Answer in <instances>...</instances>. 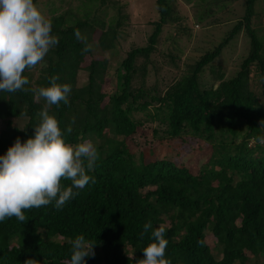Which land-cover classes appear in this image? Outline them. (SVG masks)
Returning a JSON list of instances; mask_svg holds the SVG:
<instances>
[{
  "label": "trees",
  "instance_id": "trees-1",
  "mask_svg": "<svg viewBox=\"0 0 264 264\" xmlns=\"http://www.w3.org/2000/svg\"><path fill=\"white\" fill-rule=\"evenodd\" d=\"M82 1L88 9L80 6L81 15L71 9L54 15L57 8H50L46 17L59 42L35 67V77L31 70L24 75L29 89L50 86L53 75L71 85L69 103L51 106L49 114L67 143L90 140L97 148L99 160L87 172L94 182L73 188L79 195L62 210L50 204L25 210L24 222H0V264H68L77 235L96 243L85 264H137L161 224L170 264H264V35L255 26L264 12L254 9L259 0H245L244 14L224 38L164 89L144 81L162 26L173 21L171 1L152 0L158 20L151 21L148 42L130 48L112 70L106 59L82 52L75 31L89 44L98 32L101 50L116 46L121 18L106 23L95 10L114 0ZM210 4L197 12L201 21L213 13ZM243 30L249 52L227 77L214 60ZM80 69L87 71L81 84ZM206 69L209 84L203 81ZM45 104L31 91H0V156L17 138L23 143L34 137ZM18 118H26L21 127L13 124ZM191 152L194 163L187 165L182 157ZM62 185L72 186L69 180ZM149 221L153 228L141 239ZM207 235L216 240L214 248Z\"/></svg>",
  "mask_w": 264,
  "mask_h": 264
},
{
  "label": "clouds",
  "instance_id": "clouds-1",
  "mask_svg": "<svg viewBox=\"0 0 264 264\" xmlns=\"http://www.w3.org/2000/svg\"><path fill=\"white\" fill-rule=\"evenodd\" d=\"M52 33V22L34 3V0H0V91H31L37 101L41 98L45 107L38 113L40 123L34 127V137L21 142L19 138L7 152L0 156V222L15 217L26 220L25 210L54 204L62 210L78 192L94 182L87 174L99 160L97 148L90 140L76 145L65 141L59 121L49 114L53 105L69 103L71 85L57 83L58 75L50 77V86L25 88L29 84L24 75L43 63L45 56L58 44ZM77 40L84 43L82 52L87 53L92 45L80 31H75ZM264 126V120L261 121ZM69 125L67 133H71ZM264 143V137L259 138ZM63 180L71 181L64 187ZM151 221L143 225L140 238L152 230ZM165 226L161 224L151 231V241L143 248L144 258L137 264H170L165 258L168 240ZM202 243V242H201ZM72 254L68 264H85L86 257H94L96 243L77 235L71 241ZM31 264V261H26Z\"/></svg>",
  "mask_w": 264,
  "mask_h": 264
},
{
  "label": "rangeland",
  "instance_id": "rangeland-1",
  "mask_svg": "<svg viewBox=\"0 0 264 264\" xmlns=\"http://www.w3.org/2000/svg\"><path fill=\"white\" fill-rule=\"evenodd\" d=\"M171 6L174 8L172 19L163 24L162 31L159 34L156 49L150 53V61L148 64L149 72L145 78L146 86L157 84L159 89H164L174 79L178 78L186 71L189 64L202 55L207 49L217 45L231 29L233 24L244 14L245 0H219L223 4L221 8L218 5H211L213 0H170ZM114 4L100 3L95 7L96 12L106 23L109 18H118L123 22L119 31L116 46L112 49L101 50L96 41L98 32L90 36V51L99 59H106L109 70L113 69V65L117 60L122 59L126 52L134 46H143L148 42V37L153 30L151 21L158 20L156 9L152 8V0H114ZM98 2H95V4ZM207 3V4H206ZM35 4L45 15H49L50 8L55 6L57 11L54 15L70 9L77 15L80 6L88 9L87 1L82 0H36ZM205 4V5H202ZM210 4L212 14L206 20L201 21L197 12L202 8L207 9ZM202 5V7H200ZM81 7V8H82ZM254 9L256 13L264 12V0L256 2ZM52 12V11H51ZM96 13V14H97ZM53 14V13H52ZM83 17V16H82ZM120 17V18H119ZM255 26L261 30L264 35V13L255 19ZM105 27H107L105 25ZM249 52V42L245 31H241L233 41H231L223 50L222 54L214 60V64L223 67L227 77L236 73L241 60L247 56ZM90 54L85 56L86 65L90 60ZM156 64L157 69L151 66ZM34 77L38 74L37 68L31 69ZM109 72L105 70V79ZM203 81L209 84L210 77L208 69L204 70ZM87 78V71L80 69L78 71V82L80 84ZM217 84V81L215 82ZM26 118H18L13 120V124L21 127ZM2 128L0 123V129ZM206 157V153L201 154L198 159L201 164ZM187 165L194 163L193 153H188L182 157ZM209 234V231H206ZM207 242L213 248L217 242L213 237L207 235ZM212 248V251L214 249ZM214 253V252H213Z\"/></svg>",
  "mask_w": 264,
  "mask_h": 264
}]
</instances>
